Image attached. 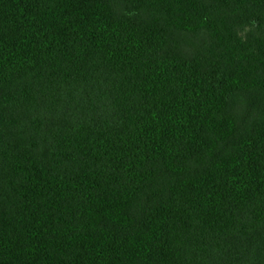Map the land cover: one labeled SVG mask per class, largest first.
<instances>
[{"label": "trees", "instance_id": "obj_1", "mask_svg": "<svg viewBox=\"0 0 264 264\" xmlns=\"http://www.w3.org/2000/svg\"><path fill=\"white\" fill-rule=\"evenodd\" d=\"M0 264H264V0H0Z\"/></svg>", "mask_w": 264, "mask_h": 264}]
</instances>
